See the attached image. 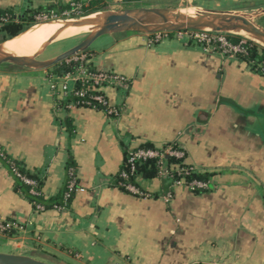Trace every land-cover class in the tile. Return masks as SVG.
Instances as JSON below:
<instances>
[{
  "label": "crops",
  "instance_id": "crops-1",
  "mask_svg": "<svg viewBox=\"0 0 264 264\" xmlns=\"http://www.w3.org/2000/svg\"><path fill=\"white\" fill-rule=\"evenodd\" d=\"M71 1L0 0V12L20 18ZM143 1L167 7L177 0L137 3ZM186 1L216 13L264 9L259 0L179 3ZM3 25L0 19V46L10 40ZM154 34L116 31L88 48L94 68L131 80L106 91L121 109L116 118L60 108L50 88L52 67L0 64V148L40 177L46 200L65 187L70 158L85 189L63 213L39 212L0 159V220L25 227L12 238L0 236L1 254L50 264H264V76L240 59L171 33L155 41ZM170 143L210 174L207 191L176 188L167 204L165 180L140 178L138 185L155 197L147 200L118 186L129 150Z\"/></svg>",
  "mask_w": 264,
  "mask_h": 264
},
{
  "label": "built area",
  "instance_id": "built-area-1",
  "mask_svg": "<svg viewBox=\"0 0 264 264\" xmlns=\"http://www.w3.org/2000/svg\"><path fill=\"white\" fill-rule=\"evenodd\" d=\"M135 1V0H123ZM76 9H80L78 5ZM40 21L46 20V16H39ZM2 22H7V19H2ZM155 41L161 39V33L174 34L179 40L186 39L201 46L205 51L212 54H219L227 59H240V55H247L245 48L246 40L239 43H234L229 39L231 34L216 32L212 30H178V31H164L155 32ZM153 40V39H152ZM69 61L79 64L78 67L71 73L63 76L50 75V88L56 95L58 101H68L66 110L71 111L76 108H86L92 110H99L112 118H116L121 114V109L116 107L109 100L106 91L109 89L117 90L131 83V80L124 75L114 73L112 71H102L92 69L90 55L80 52ZM75 100V101H74ZM0 156L5 157V153L0 149ZM169 159H175L179 162L169 163ZM147 161H156L158 168L157 179L167 181L168 191L161 199L169 204L174 198V191L176 188H184L191 193L197 191H207L210 183L199 181L197 179L187 180L182 176L181 179H175V176H188L191 173H198L192 165L187 163V156L183 149L175 144L170 143L162 147L153 148H136L127 152V171H121L120 177L123 180L118 183L124 191L130 195L142 199L155 198L151 193L143 190L138 182L142 177L137 173V166ZM188 166V168L182 167ZM14 175L20 179L25 185L29 186L30 193L34 196L43 195L42 190H39L38 182L20 173L15 166L12 165ZM77 179V175L71 174V180L67 186V192L64 196V205H58L53 210L63 213L67 208V203L78 192H84ZM36 210L45 212V208L41 205H36ZM15 231L23 233L25 227L16 221H2L0 220V235L5 236L7 232Z\"/></svg>",
  "mask_w": 264,
  "mask_h": 264
},
{
  "label": "trees",
  "instance_id": "trees-1",
  "mask_svg": "<svg viewBox=\"0 0 264 264\" xmlns=\"http://www.w3.org/2000/svg\"><path fill=\"white\" fill-rule=\"evenodd\" d=\"M107 1L109 0H72L69 4H66V5H50L47 7H41L35 10H30L28 14H25L24 16L20 18L9 14V11H2L0 12V19L1 20L7 19V22H4L2 29L4 33L6 34L7 39L15 38L19 34L24 32L25 30H27L28 28L42 22L38 19L39 16H42V15L46 16V20H44L43 22L57 20V19H77L80 17L88 16L95 12L106 11ZM135 1L137 2V0ZM131 2H134V1H131ZM78 5L80 6V9H76ZM229 39L234 43H239L245 40L243 37L235 36V35L229 36ZM245 48L247 50V55L245 56L240 55V60L246 62L254 72L264 76V47H261L260 45H258L257 43L253 41L246 40ZM78 65L79 64H76L73 61H69V62L64 61L52 67L51 73L53 75L63 76L67 73L73 72L78 67ZM89 66H91L92 69L94 70L96 69L91 64ZM72 101H73L72 99L68 101H62V102L59 101V107L66 110V105ZM140 148H153V145L144 144ZM0 159L9 167L10 172L14 176L16 180L15 189L18 192H20V194H22L24 198L32 202L35 208H36V205H41L47 211V210L53 209L55 206L65 204L64 196H65V193L67 192L68 183L71 180V174L76 175V170H77L71 158H70V161L67 167V181H66L65 187L58 195H56L54 198H51L49 200H46L44 195H41V196L32 195L30 193L29 186L25 185L20 179H18L14 175L12 171V165L15 166V168H17V170L23 175L36 180L39 185V190H41L43 182L37 174H33L27 171L24 165H22L21 163L15 160H12L11 158L7 156L6 153H5V157L2 158L0 156ZM168 162L172 163V162H179V161L175 159H169ZM182 167L188 168V166L186 165H182ZM127 169L128 167H127V155H126L122 168L120 172L118 173V175L116 176L117 184L123 181L120 177L121 171H127ZM137 173L146 180L157 178L158 168L156 165V161H147V162L139 164L137 166ZM182 176L185 177V179L187 180L197 179L199 181L210 183V174H207V173H200V172L191 173L188 176H184V174L181 176L176 175L175 179L177 180L181 179ZM202 192L204 191L200 190V191H197L196 193H202ZM72 199L68 201L66 205L67 208L70 207ZM16 235H17V232L10 231V232H7L5 236L7 238H12Z\"/></svg>",
  "mask_w": 264,
  "mask_h": 264
},
{
  "label": "bare ground",
  "instance_id": "bare-ground-1",
  "mask_svg": "<svg viewBox=\"0 0 264 264\" xmlns=\"http://www.w3.org/2000/svg\"><path fill=\"white\" fill-rule=\"evenodd\" d=\"M186 12H187L185 13L186 16L190 17L186 21L185 20L181 21V19H183V15L185 14L183 15L180 14L177 16L170 17L171 20H174V22L170 21L169 23L160 24V26L154 27L153 25L150 24L149 21L147 22L145 21L146 15H144L145 18H143V14H142V16L139 15L137 17L136 21L128 23L124 26H120L118 28L126 27V28H138L141 30L150 29L157 31L162 29L165 25L172 26L183 22L187 23L190 20H193L191 18H195L196 16H199L201 14V12L199 11H194V12L186 11ZM121 15L122 13L120 12L106 10V11L92 13L77 21L76 20H70L66 22L49 21V22L39 23L31 27L30 29L26 30L25 32L21 33L18 37L10 39L9 41L1 45L0 61L6 57H18L24 59L25 61H28V59L31 58L34 54L38 53L42 49V47L46 45V43L52 40L58 42L66 39L79 38L82 36L85 37V35L88 36L95 35L104 25H107L108 23L120 17ZM148 16L150 17V15ZM159 18L161 17L159 16ZM244 19H246V21L251 23L250 18L246 17ZM77 23H80V25L76 26ZM239 24L241 25L240 22ZM236 34H239V36L242 35L247 39H252L255 42L264 46V37H257L245 31H237Z\"/></svg>",
  "mask_w": 264,
  "mask_h": 264
},
{
  "label": "water",
  "instance_id": "water-1",
  "mask_svg": "<svg viewBox=\"0 0 264 264\" xmlns=\"http://www.w3.org/2000/svg\"><path fill=\"white\" fill-rule=\"evenodd\" d=\"M141 13L164 16V13H175V12L169 10H158V9H139L135 11L126 12L123 13L120 17L108 23L107 25H104L95 35L87 37L82 43L76 45L70 50L57 56L51 61L40 62L36 60L33 61L32 63H27L22 58L6 57L0 61V64L12 62L25 67H40L41 69H49L57 64L69 60L70 58L79 54L83 50L90 48L91 45L97 39L110 33L112 29L136 21L137 17ZM239 22L241 23V25L239 24ZM78 25H80V23L76 24V26ZM178 30H212L216 32H227L228 34L231 33L236 34L237 31H245L257 37H264V29L258 28L256 25L249 23L245 19L239 16H232L230 15V13H216L213 11L205 12V15L203 14L200 19L190 20L187 23L183 22L172 26H166L155 32L178 31ZM52 41H50L48 45ZM0 264H50V263L43 262L28 256L0 253Z\"/></svg>",
  "mask_w": 264,
  "mask_h": 264
},
{
  "label": "rangeland",
  "instance_id": "rangeland-1",
  "mask_svg": "<svg viewBox=\"0 0 264 264\" xmlns=\"http://www.w3.org/2000/svg\"><path fill=\"white\" fill-rule=\"evenodd\" d=\"M261 2H264V0H259ZM147 1H143L142 3H137V2H131V1H123V0H109L106 2L107 4V9L106 10H111V11H116V12H120V13H126V12H130V11H135V10H139V9H158V10H169V11H173L175 13H164V16H160L161 18H159V16L157 15H153V14H147V13H141L140 15L142 16L143 14V18L146 17L145 21H149L151 25H153L154 27L160 26V24H164V23H169L170 21L174 22V20H171V16H177L180 14H185L187 13L186 11H199L201 12V14L199 16H196V19H199V17L201 18L202 15H205V12L208 11H202L200 9L197 8H193L192 4H189L187 1L180 4L179 0L177 1H171L167 7H159L157 5H155L154 3H145ZM144 15H146L144 17ZM150 15V17L148 16ZM230 15L232 16H239L241 18H250V22L254 25H256L258 28L264 29V9H258L257 12H240V13H230ZM157 16V17H156ZM186 16L183 15V19L182 20H187L190 17H184ZM256 16V17H255ZM155 17V18H153ZM164 17V18H163ZM83 17L77 18V19H57V20H51V21H60V22H66V21H70V20H79ZM166 18V19H165ZM195 18H191V19H195ZM167 20V21H166ZM246 20V19H245ZM180 21V20H178ZM49 22V21H46ZM155 22V23H154ZM149 24V23H148ZM166 27V25L164 26ZM133 32L135 33V31L137 32H147V33H155V30H150V29H145V30H141L138 28H126V27H122V28H114L111 30L110 33L112 32ZM222 33H227V32H222ZM233 34V33H231ZM235 36H239V34H233ZM241 37H243L245 40H250L255 42L252 39H247L246 37L240 35ZM87 37H89L88 35L79 37V38H75V39H66L65 41H52L46 48L44 54L34 57L31 60L26 61L27 63H32L33 61H40V62H46V61H51L54 58H56L57 56L63 54L64 52L70 50L71 48L75 47L76 45H79L80 43H82ZM103 38H99V40L97 42H95L91 47L94 49L95 47H97L98 43L102 42ZM257 43V42H255ZM258 45L262 46L261 44L257 43ZM87 51H89L88 49L83 50V53H87ZM34 68H38L40 69V67H34ZM195 169H197L198 171L200 169H198L196 166L192 165ZM1 236V235H0ZM2 237H6V236H2ZM54 262V261H52ZM56 264H59L58 262H56Z\"/></svg>",
  "mask_w": 264,
  "mask_h": 264
}]
</instances>
